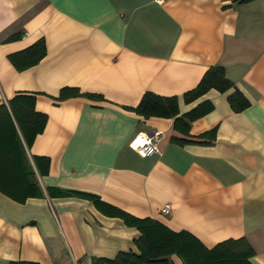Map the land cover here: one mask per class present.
<instances>
[{"label": "crops", "instance_id": "0c3cea01", "mask_svg": "<svg viewBox=\"0 0 264 264\" xmlns=\"http://www.w3.org/2000/svg\"><path fill=\"white\" fill-rule=\"evenodd\" d=\"M40 37L45 56L18 70L8 55ZM214 64L250 100L243 110L229 103L233 87L183 99ZM63 86L102 97L54 99ZM146 90L178 95L180 113L204 99L214 106L184 134L173 117L130 108ZM19 91L35 93L47 114L27 151L50 165L37 171L42 195L19 202L0 191V264H92L138 251L136 226L50 186L98 194L208 247L244 237L251 260L264 264V0H0V103ZM214 126V138L201 136ZM154 130L155 153L129 146L136 132Z\"/></svg>", "mask_w": 264, "mask_h": 264}, {"label": "trees", "instance_id": "16d2710c", "mask_svg": "<svg viewBox=\"0 0 264 264\" xmlns=\"http://www.w3.org/2000/svg\"><path fill=\"white\" fill-rule=\"evenodd\" d=\"M16 36L13 34L7 39ZM45 54V38L40 37L8 57L18 70H22L36 64ZM232 87L234 90L228 94L229 103L234 111H241L249 105L250 100L227 76L224 66L214 64L206 69L195 87L183 93V99L190 102L210 88L223 92ZM76 95L102 97L96 93L81 92L77 86H63L58 96L52 97L62 100ZM35 102V93L19 91L8 99V103H0V191L19 202L42 195L37 171L45 174L50 165L48 156L32 154L31 161L27 151L47 121V114L37 110ZM213 106L210 99H204L192 109L180 113L178 95L146 90L139 103L130 108L144 117H173L174 127L189 134L190 122L209 112ZM215 135V126L201 133L202 137L207 138H214ZM176 140L186 142L188 139L177 137ZM48 190L51 195H77L90 199L103 213L119 216L126 224L140 230V236L134 239L138 251L121 250L114 257H94L92 264H174L172 254L178 255L184 264H255L251 260L254 249L244 237L227 238L208 247L188 230H173L158 219L138 217L103 200L98 194L55 186L48 187ZM12 264L39 263L22 260L13 261Z\"/></svg>", "mask_w": 264, "mask_h": 264}, {"label": "built area", "instance_id": "2783aa9c", "mask_svg": "<svg viewBox=\"0 0 264 264\" xmlns=\"http://www.w3.org/2000/svg\"><path fill=\"white\" fill-rule=\"evenodd\" d=\"M161 132L154 130L152 132L138 131L129 141V146L141 156H147L157 151V141L160 138ZM169 211V204H165L161 208L162 213Z\"/></svg>", "mask_w": 264, "mask_h": 264}]
</instances>
